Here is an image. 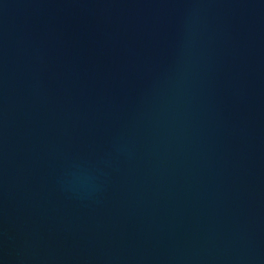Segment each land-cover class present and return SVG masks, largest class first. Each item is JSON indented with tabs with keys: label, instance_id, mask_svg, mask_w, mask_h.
<instances>
[{
	"label": "water",
	"instance_id": "95a60500",
	"mask_svg": "<svg viewBox=\"0 0 264 264\" xmlns=\"http://www.w3.org/2000/svg\"><path fill=\"white\" fill-rule=\"evenodd\" d=\"M0 264H264V0H0Z\"/></svg>",
	"mask_w": 264,
	"mask_h": 264
}]
</instances>
